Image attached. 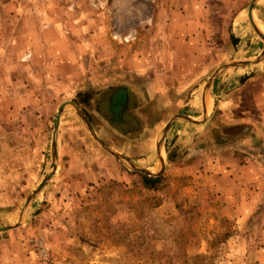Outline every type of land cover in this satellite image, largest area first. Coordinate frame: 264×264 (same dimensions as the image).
Instances as JSON below:
<instances>
[{
  "label": "rangeland",
  "instance_id": "obj_1",
  "mask_svg": "<svg viewBox=\"0 0 264 264\" xmlns=\"http://www.w3.org/2000/svg\"><path fill=\"white\" fill-rule=\"evenodd\" d=\"M250 2L0 0V96L19 111L3 124L49 137L65 104L55 170L23 223L0 231V264H264V57L207 86L264 48ZM122 85L130 137L102 102ZM71 101L141 169L157 173L160 143L159 174L101 148Z\"/></svg>",
  "mask_w": 264,
  "mask_h": 264
},
{
  "label": "crops",
  "instance_id": "obj_2",
  "mask_svg": "<svg viewBox=\"0 0 264 264\" xmlns=\"http://www.w3.org/2000/svg\"><path fill=\"white\" fill-rule=\"evenodd\" d=\"M246 14L248 24L251 26L248 17V9ZM254 17H256V20L259 19L262 21L264 25V0H257L254 3L251 11L252 21H255L253 20ZM257 26L256 27L260 31L259 25ZM252 31H254L253 28ZM254 33L256 32L254 31ZM215 79L216 77H214L213 83ZM15 101H17V99L13 98L12 95H5V97L0 96V122H2V124L0 123V229L8 227L0 231H9L13 229V227L16 228L20 226L25 219L24 216L26 212L30 209L31 203L42 195L45 186L30 199L34 191L46 177L42 176L45 165L43 151H45L46 145H49L51 149L53 138V130L50 132L49 137H47L48 134H46L44 130H38L36 134L39 132L41 134L37 137L35 131H32L28 125L20 130H13L11 127L3 124L5 119L11 118L19 113L14 107ZM63 110L64 107L61 113ZM25 115H28L26 111ZM61 116L60 114V118ZM58 128L57 126L55 133L54 156L57 148ZM125 135H127V137L131 136V134L128 135L123 133V136ZM107 152L110 153L109 151ZM113 156L117 158L115 155ZM24 206L26 207L24 208Z\"/></svg>",
  "mask_w": 264,
  "mask_h": 264
},
{
  "label": "water",
  "instance_id": "obj_3",
  "mask_svg": "<svg viewBox=\"0 0 264 264\" xmlns=\"http://www.w3.org/2000/svg\"><path fill=\"white\" fill-rule=\"evenodd\" d=\"M256 0H251V2L249 3L248 6V17L251 23V26L253 28V30L256 32V34L263 40L264 43V36L263 34L258 30V28L255 26V24L252 21L251 18V11L253 8V5L255 3ZM264 57V49L261 51V53L258 55V57L256 58L255 61H231V62H227L225 63L223 66L217 68V71L210 77V79L207 81V86L209 88L210 83L212 82L213 78L215 77L216 73H218L219 71H221L223 68H227V67H238V66H245V65H249L251 63H255L260 61L262 58ZM65 104H61L58 109H57V113L55 116V120H54V126H53V138H52V144H51V157H52V162H53V169L50 173H48L46 175V177L44 178V180L40 183V185L37 187V189L34 191V193L32 194V196L30 197V199L33 197V195H35L37 192H39L47 183V181L50 179V177L52 176L54 170H55V159H54V148H55V133L57 130V126L59 124V119H60V114H61V110L63 109ZM69 105L72 106V108L78 113V115L81 117L86 129L88 130V132L90 133V135L95 139V141H97V143L103 147L104 149H106L107 151H109L110 153H112L113 155H115L119 160H122L124 163H127L133 170L147 174L149 176H156L159 174V172L161 171V169L163 168V161L160 157V153H161V144L157 143L156 144V151H157V155H158V162H159V169L157 171V173H153V172H149L147 171V169H141L139 167H137L134 163H132L130 160H128L127 158L123 157L122 155H120L119 153H117L115 150H113L111 147H109L108 145H106L105 143H103L93 132L89 122L87 121V119L85 118V116L82 114V112L79 110V108L77 107V105L74 102H70ZM204 111H205V106H204ZM182 118L185 121L191 122V120L186 117V116H182ZM172 119L170 121H168L166 123V125L162 128V130L160 131L161 137L162 135L165 133V131L168 129L169 125L172 123ZM30 201V200H29ZM26 206H24L25 208ZM9 227H13V226H9ZM8 228V227H7ZM5 228H1L2 229H7Z\"/></svg>",
  "mask_w": 264,
  "mask_h": 264
},
{
  "label": "flooded vegetation",
  "instance_id": "obj_4",
  "mask_svg": "<svg viewBox=\"0 0 264 264\" xmlns=\"http://www.w3.org/2000/svg\"><path fill=\"white\" fill-rule=\"evenodd\" d=\"M130 96L127 86L122 85L112 89L107 94L106 98L102 99V102L106 103L110 115H113V118L118 119L119 123H122V126L126 128L124 133L128 135L136 132V130H133L132 126H138V124H131L128 119L132 116L135 118V115L132 113L133 104H131Z\"/></svg>",
  "mask_w": 264,
  "mask_h": 264
},
{
  "label": "built area",
  "instance_id": "obj_5",
  "mask_svg": "<svg viewBox=\"0 0 264 264\" xmlns=\"http://www.w3.org/2000/svg\"><path fill=\"white\" fill-rule=\"evenodd\" d=\"M33 247L43 259H46L48 254L43 239H38L36 242H34Z\"/></svg>",
  "mask_w": 264,
  "mask_h": 264
},
{
  "label": "bare ground",
  "instance_id": "obj_6",
  "mask_svg": "<svg viewBox=\"0 0 264 264\" xmlns=\"http://www.w3.org/2000/svg\"><path fill=\"white\" fill-rule=\"evenodd\" d=\"M254 20V19H253ZM255 23V21H253ZM255 25L257 26V24L255 23ZM258 27V26H257ZM208 110V109H207ZM162 156V153H160V157ZM149 171V170H147ZM149 172H152V171H149Z\"/></svg>",
  "mask_w": 264,
  "mask_h": 264
},
{
  "label": "trees",
  "instance_id": "obj_7",
  "mask_svg": "<svg viewBox=\"0 0 264 264\" xmlns=\"http://www.w3.org/2000/svg\"><path fill=\"white\" fill-rule=\"evenodd\" d=\"M80 103V102H79ZM152 179H154V178H152Z\"/></svg>",
  "mask_w": 264,
  "mask_h": 264
}]
</instances>
